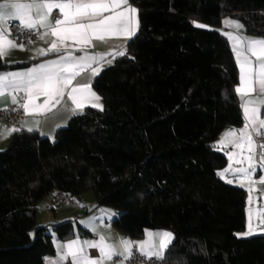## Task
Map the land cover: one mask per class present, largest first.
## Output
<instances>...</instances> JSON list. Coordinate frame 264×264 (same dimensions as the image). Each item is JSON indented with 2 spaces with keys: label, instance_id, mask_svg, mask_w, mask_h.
Listing matches in <instances>:
<instances>
[{
  "label": "trees",
  "instance_id": "16d2710c",
  "mask_svg": "<svg viewBox=\"0 0 264 264\" xmlns=\"http://www.w3.org/2000/svg\"><path fill=\"white\" fill-rule=\"evenodd\" d=\"M131 1L139 28L128 52L93 80L103 109L84 108L53 138L12 132L0 150V264H44L55 237L89 234L72 218L38 223L57 191H92L134 239L173 231L165 264H264V234L240 235L247 189L222 179L228 157L215 145L225 127L244 123L222 20L264 37V0ZM26 63L0 57V70Z\"/></svg>",
  "mask_w": 264,
  "mask_h": 264
},
{
  "label": "snow or ice",
  "instance_id": "6c2138e0",
  "mask_svg": "<svg viewBox=\"0 0 264 264\" xmlns=\"http://www.w3.org/2000/svg\"><path fill=\"white\" fill-rule=\"evenodd\" d=\"M124 9L119 12H114L112 15L105 16V12L121 8ZM53 10L59 11V16L55 19L51 14ZM9 20H16L20 22V26L36 30L38 28H45L52 36L57 37L53 41L51 47L45 51L41 50L42 55L47 52H60L63 47H67L66 41L72 40L80 45L81 50L85 47L92 46L93 38L97 41H106L110 37H123L131 39L139 28L138 10L128 4V0H0V57L8 55L13 49L19 48L24 50V43L17 44L15 40L18 37H13L8 27ZM227 26L234 27L237 32L242 27L239 22L225 21ZM204 27L203 25H197ZM23 35V33H20ZM229 39L233 43V48L236 50L237 60L240 66V86L235 92L241 98L251 92L254 77L258 78L259 90L264 93V38H255L248 36H241L238 34L228 33ZM43 38V37H41ZM59 44V46H58ZM243 52H248L255 56L258 64L257 71L254 72L252 61L240 56ZM121 52L120 55H124ZM103 60L104 57H99ZM97 60L95 56L75 57L71 53L61 56L59 60H51L36 67L30 68L25 72L20 73H0V98L5 94V90L11 88L15 91H23L25 93L24 103H20V107L28 114L43 113L50 111L51 107L59 104L65 95V90L71 85L73 79L80 74V71L91 66ZM98 74V70H93V76ZM78 94H83L82 98H78ZM45 95L48 98L43 105L35 104L34 96ZM68 98L72 104L75 105L73 111H83L85 104L91 107H99L101 110L103 106L99 104L100 97L91 89V85L83 84L72 87L68 92ZM13 104L18 103L15 96L11 97ZM255 101L246 100L242 105L243 114L247 121L244 128L240 130V141L235 144V147L241 148L244 144L248 146L249 153H255L257 145L253 141L252 135L249 133V126L256 128H264V119H259V107L255 105ZM264 104V101H261ZM31 105V107H30ZM28 131L33 129L28 128ZM19 131V129L5 128L3 133L7 137L12 132ZM235 130L225 133V137L235 136ZM264 148V145H259ZM248 161L247 167L232 169L229 166V171L233 175L240 174L241 186H245V182H254L252 177L255 174L256 165L252 163L254 156L249 155L245 157ZM264 160V156H261ZM238 163L240 161H237ZM224 173H221L223 176ZM232 183V180H228ZM259 183H264V173L261 174ZM249 192L253 191L249 187ZM251 203V197L249 198ZM251 209H249V219H251ZM256 215L260 218L261 223H264V206L256 211ZM251 228V224H249ZM252 234L251 231L244 235ZM149 241L139 244L140 253L148 258L157 256L162 258V252L171 243L173 236L169 232L148 233ZM159 238V245L152 243L153 239ZM78 242L74 241L67 245L68 254L76 261V264H103V260L91 259L87 255L78 256L79 249L74 250V246ZM122 248L117 251L111 245H105L104 238H101L99 243L85 241V244L99 248L103 259H112L113 256L122 257L123 259L132 258L133 242L123 239L121 241ZM61 260L66 259L65 256L60 257Z\"/></svg>",
  "mask_w": 264,
  "mask_h": 264
},
{
  "label": "crops",
  "instance_id": "0c3cea01",
  "mask_svg": "<svg viewBox=\"0 0 264 264\" xmlns=\"http://www.w3.org/2000/svg\"><path fill=\"white\" fill-rule=\"evenodd\" d=\"M128 4L131 7H134L138 10L137 6L131 1L128 0ZM124 5L121 8L110 10L105 12L103 15L108 16L114 14V12H119L124 9ZM54 11V10H53ZM138 19H139V11H138ZM225 21H236L242 25V27L238 30L234 27L227 26ZM220 29L223 33L228 37V33L238 34L241 36L255 37V38H264L262 36H254L246 32L244 23L239 19L233 18L231 16H225L222 20ZM138 31V30H137ZM135 32V35L137 33ZM134 35V36H135ZM132 36L131 39L134 37ZM43 37V38H41ZM131 39H125L123 37H110L107 38L106 41H97L93 38L92 46L85 47L81 50L80 45L76 44L72 40L66 41L67 47H63L60 52H47L46 55L41 54V50L47 51L53 41L57 40V37L51 35L48 29L41 28L40 37L38 40L33 42L30 45H24V50H20L19 48L13 49L8 55L2 56L3 61L6 63H21L27 62L24 66L15 67V68H7L0 70V73H20L25 72L30 68L36 67L39 64L51 61V60H59L61 56H65L68 53H71L73 56L79 58L85 55L95 56L97 60L91 64L90 67L85 68L80 71V74L73 79L71 85L65 90V95L59 104H55L51 107L50 111H46L43 113H33L28 114L25 112V116L21 121V124L16 129H28L31 128L33 130H37L42 136H48L53 138L55 136L56 131L65 126L69 119L77 114L79 110L73 111L75 105L72 104L71 100L68 98V92L71 91L72 87H76L78 85L89 84L91 85L92 91H94L99 97V104L104 106L103 96L94 88L93 80L94 78L104 69L106 66L110 65L117 56L120 55L121 52H128V44ZM16 42V41H15ZM230 45L233 49L235 59L237 61V65L239 67V82L236 86H240V66L237 60L236 50L233 48V41L229 39ZM17 44H20L16 42ZM59 46V44H58ZM103 56L104 59L100 60L99 57ZM247 56L249 60L252 61L254 72L257 71L256 65L258 61L255 56H252L248 52H243L240 56V59L243 60L244 57ZM98 70V74L93 76V70ZM252 91L246 93L243 98L240 97L241 107L246 100L255 101L256 107H259V119H264V104L261 101H264V93H261L259 90V81L257 77H254L252 84ZM15 96L18 104L24 103L25 93L23 91H13L11 88L5 90V94L0 98V110H8L10 106L13 104L11 102V97ZM83 94H78V98H82ZM48 97L45 95L34 96V102L38 105H43L44 101ZM31 107V105H30ZM91 107L87 104L83 107ZM101 109L99 107H94ZM243 112V109H242ZM243 125L241 126H227L222 131L220 136L215 141V145L217 149L226 154L228 157V166H231V163L236 168H242L248 166V161L245 157L249 155H253L254 159L252 163L256 165L255 174L252 177V181L254 182H245L244 188L247 189V208H246V216H247V226L245 230H243L240 235L241 236H251L256 234H264V223H261L260 218L256 215V211L264 206V183H259L261 179V174L264 173V160L261 159V155L258 151V141L256 140L255 134L260 129L258 126L256 128L251 126V130H248L252 135L253 141L257 145L255 149V153H249L248 146L244 144L241 148L235 147V144L240 141V130L244 128L247 123L244 114H243ZM5 128L12 129L13 127L7 125L6 118L0 115V133H3ZM235 130L236 135L225 137V133ZM10 135L5 137L0 134V150L4 149L9 143ZM237 161H240L239 163ZM226 167V168H227ZM227 178L230 180H234L240 183V179L242 177L240 174L233 175L232 172L227 173ZM241 185V184H240ZM249 187L253 189V191L249 192ZM90 194V193H88ZM86 198H85V197ZM251 197V203L249 202V198ZM74 202H59V201H51L49 204L51 209H47L46 207H40V211L38 214L37 221L39 224L44 223H55L67 218L74 219L76 224H81L84 228L88 229L89 234H79L64 240H60L55 237V253L52 255H48L45 258L44 264H76V261L72 259V257L68 254L69 250L67 245L73 243L74 241L78 242L74 246L75 249H79L78 256L87 255L91 259L103 260V264H130L127 262V259H123L122 257L113 256L112 259H103L102 254L99 248L90 247L85 244V241L99 243L101 238H104L105 245L113 246L117 251L122 248L121 241L123 239L129 240L133 242L132 246V255L134 251V246L136 245L139 249V244L143 242L149 241L148 233H158V232H169L172 234L173 242L175 238V234L173 231L168 229H152L148 228L145 230L144 236L141 239H134L131 235L122 232L117 229L112 223L111 220L114 218L115 213L104 206H96V200L94 195H86L83 194L81 197L72 198ZM249 209H251L252 215L251 219H249ZM249 224H251V228H249ZM251 231L252 234L244 235L245 233ZM152 243L154 245H159V238L153 239ZM170 243V244H171ZM168 244L167 248L162 252V258L157 256H152L150 259L161 260L165 257L166 251L170 246ZM65 256L66 259L61 260L60 257ZM148 258V257H147Z\"/></svg>",
  "mask_w": 264,
  "mask_h": 264
},
{
  "label": "built area",
  "instance_id": "2783aa9c",
  "mask_svg": "<svg viewBox=\"0 0 264 264\" xmlns=\"http://www.w3.org/2000/svg\"><path fill=\"white\" fill-rule=\"evenodd\" d=\"M59 11L54 10L51 14L52 18L55 19L59 16ZM8 27L11 31V34L13 37H18L15 41L18 43H24V45H30L40 37L41 28H38L36 30H29L25 29L20 26V22L16 20H9L8 21ZM20 33H23V35H20ZM20 104H12L8 110H0V115L4 116L6 118L7 125L18 128L21 124L22 119L25 116V110L22 109ZM251 130V126H249V129ZM256 140L258 141V151L261 156H264V148L259 147V145H264V128H260L256 134H255ZM51 201H59V202H74L72 197L65 193L61 192H52L49 195V200L45 202L44 206L47 209H51L50 202ZM134 251L131 259H127V262L130 264H165L163 260H156V259H150L145 256H143L137 246H134Z\"/></svg>",
  "mask_w": 264,
  "mask_h": 264
},
{
  "label": "rangeland",
  "instance_id": "374dc122",
  "mask_svg": "<svg viewBox=\"0 0 264 264\" xmlns=\"http://www.w3.org/2000/svg\"><path fill=\"white\" fill-rule=\"evenodd\" d=\"M233 164L231 163V168L232 169H234V166H232ZM228 172H230L229 171V166L227 167V168H225L224 170H222L221 171V173H224V175L223 176H221V174H220V176L222 177V179H224V180H226V181H228V180H230V179H228L227 178V173ZM231 184H235V185H239V186H241L240 185V183L239 182H236V181H234V180H232V183ZM88 193H90V194H88ZM86 195H93V192L92 191H88V192H86ZM85 197V196H84ZM86 198V197H85Z\"/></svg>",
  "mask_w": 264,
  "mask_h": 264
}]
</instances>
